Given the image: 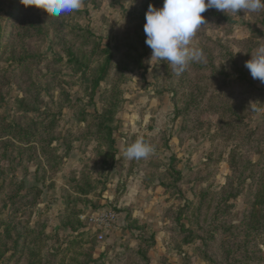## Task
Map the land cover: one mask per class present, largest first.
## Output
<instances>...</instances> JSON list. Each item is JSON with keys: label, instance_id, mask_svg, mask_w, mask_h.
Masks as SVG:
<instances>
[{"label": "rangeland", "instance_id": "obj_1", "mask_svg": "<svg viewBox=\"0 0 264 264\" xmlns=\"http://www.w3.org/2000/svg\"><path fill=\"white\" fill-rule=\"evenodd\" d=\"M150 4L0 0V264H264V83L245 67L264 10L207 9L177 76L151 59ZM138 138L153 152L126 159Z\"/></svg>", "mask_w": 264, "mask_h": 264}, {"label": "clouds", "instance_id": "obj_2", "mask_svg": "<svg viewBox=\"0 0 264 264\" xmlns=\"http://www.w3.org/2000/svg\"><path fill=\"white\" fill-rule=\"evenodd\" d=\"M25 6H36L48 16L60 17L80 9L83 0H20ZM214 8L225 14L244 15L264 10V0H163L162 7L150 4L145 13L144 32L146 45L152 50L151 59L166 61L174 73H184L190 62L200 61L203 54L192 48V40L197 30L206 24L202 15ZM253 79L264 83V43L250 53L245 61ZM153 147L143 139H136L124 150L128 160L146 159Z\"/></svg>", "mask_w": 264, "mask_h": 264}, {"label": "built area", "instance_id": "obj_3", "mask_svg": "<svg viewBox=\"0 0 264 264\" xmlns=\"http://www.w3.org/2000/svg\"><path fill=\"white\" fill-rule=\"evenodd\" d=\"M102 211H104V213L101 215V219L100 222H104V221H110L113 217H116V214H114V212L112 211L111 207H106L103 208ZM106 225L104 229H106L107 231L111 228V222H105ZM110 223V224H109ZM110 226V227H108ZM106 234V232H105ZM105 234L102 232L101 234H99V239L102 240L105 238Z\"/></svg>", "mask_w": 264, "mask_h": 264}, {"label": "crops", "instance_id": "obj_4", "mask_svg": "<svg viewBox=\"0 0 264 264\" xmlns=\"http://www.w3.org/2000/svg\"><path fill=\"white\" fill-rule=\"evenodd\" d=\"M122 144H120V142H119V146H118V150H121L122 149V146H121ZM120 152V151H119ZM121 157V156H120ZM119 160H122V158H119ZM120 162H122V161H120ZM123 163V162H122ZM143 188H145V187H143ZM146 189V188H145ZM148 190V189H147ZM155 198V197H154ZM104 208H106V207H104ZM102 210V209H101Z\"/></svg>", "mask_w": 264, "mask_h": 264}]
</instances>
